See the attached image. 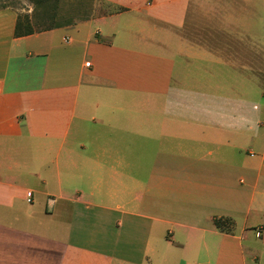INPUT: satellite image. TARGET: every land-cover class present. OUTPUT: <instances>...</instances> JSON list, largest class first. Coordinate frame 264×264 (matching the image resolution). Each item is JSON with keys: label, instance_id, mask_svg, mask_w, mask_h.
<instances>
[{"label": "crops", "instance_id": "0c3cea01", "mask_svg": "<svg viewBox=\"0 0 264 264\" xmlns=\"http://www.w3.org/2000/svg\"><path fill=\"white\" fill-rule=\"evenodd\" d=\"M102 1L0 11V264H264V0Z\"/></svg>", "mask_w": 264, "mask_h": 264}, {"label": "rangeland", "instance_id": "374dc122", "mask_svg": "<svg viewBox=\"0 0 264 264\" xmlns=\"http://www.w3.org/2000/svg\"><path fill=\"white\" fill-rule=\"evenodd\" d=\"M7 2L8 7L0 11H8L15 15L16 21L25 23L33 30H42L56 24L64 25L80 21L92 16H101L114 10L102 0H0ZM27 19H26V17ZM26 19V20H25ZM264 24V5H261L257 18Z\"/></svg>", "mask_w": 264, "mask_h": 264}, {"label": "trees", "instance_id": "16d2710c", "mask_svg": "<svg viewBox=\"0 0 264 264\" xmlns=\"http://www.w3.org/2000/svg\"><path fill=\"white\" fill-rule=\"evenodd\" d=\"M5 7H8V4L7 2H3V1H0V8H5ZM26 17V16H25ZM27 19V17H26ZM25 19V20H26ZM60 25L56 24L55 26L53 27H48V28H44L42 30H45V29H51V28H55V27H59ZM23 28L25 29H21V22L20 21H16V24H15V34L16 35H24V34H30V33H33L37 30H33L30 26H29V23H25V26L23 25ZM38 31H41V30H38ZM215 226L217 228H220V229H225V227H229L230 226V221L228 219H223V218H215L213 220Z\"/></svg>", "mask_w": 264, "mask_h": 264}, {"label": "built area", "instance_id": "2783aa9c", "mask_svg": "<svg viewBox=\"0 0 264 264\" xmlns=\"http://www.w3.org/2000/svg\"><path fill=\"white\" fill-rule=\"evenodd\" d=\"M85 65H86V66H89V61L85 62Z\"/></svg>", "mask_w": 264, "mask_h": 264}]
</instances>
